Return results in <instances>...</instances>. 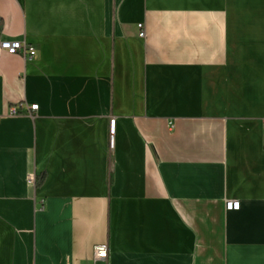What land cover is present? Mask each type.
Returning a JSON list of instances; mask_svg holds the SVG:
<instances>
[{
  "label": "crops",
  "instance_id": "1",
  "mask_svg": "<svg viewBox=\"0 0 264 264\" xmlns=\"http://www.w3.org/2000/svg\"><path fill=\"white\" fill-rule=\"evenodd\" d=\"M0 19L36 50L0 53V264H264V0H0Z\"/></svg>",
  "mask_w": 264,
  "mask_h": 264
},
{
  "label": "built area",
  "instance_id": "2",
  "mask_svg": "<svg viewBox=\"0 0 264 264\" xmlns=\"http://www.w3.org/2000/svg\"><path fill=\"white\" fill-rule=\"evenodd\" d=\"M139 28V36L144 37L145 31L142 24H138ZM4 52L10 55H20L24 58L31 59L34 57L36 50L35 47L26 43L24 40H4L0 39V53ZM37 104H33L28 107L27 112L31 110L37 109ZM9 115L16 116L19 115L20 112L18 110V106H12L8 110ZM114 118L109 120V147H113V133H114ZM28 182H32L31 176L28 177ZM225 207L228 210H236L239 208L238 200H227L225 202ZM108 246L107 244H96L93 247V260H106L108 257Z\"/></svg>",
  "mask_w": 264,
  "mask_h": 264
},
{
  "label": "trees",
  "instance_id": "3",
  "mask_svg": "<svg viewBox=\"0 0 264 264\" xmlns=\"http://www.w3.org/2000/svg\"><path fill=\"white\" fill-rule=\"evenodd\" d=\"M2 28H3V23H2V20L0 19V33L2 31ZM40 183H41V179L36 178L35 184L39 185Z\"/></svg>",
  "mask_w": 264,
  "mask_h": 264
}]
</instances>
